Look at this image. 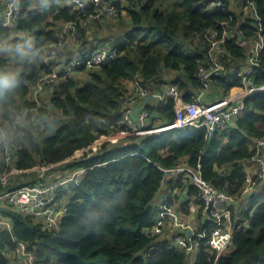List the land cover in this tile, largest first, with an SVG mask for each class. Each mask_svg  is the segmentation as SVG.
<instances>
[{"label":"trees","instance_id":"1","mask_svg":"<svg viewBox=\"0 0 264 264\" xmlns=\"http://www.w3.org/2000/svg\"><path fill=\"white\" fill-rule=\"evenodd\" d=\"M203 1L206 0H175L169 5L165 4L168 0L121 1L119 18L126 16L131 35L125 42L112 44L118 53L111 62L61 74L56 82L39 92L36 84L39 75L51 72V66L44 62L32 66L13 82L0 84V125H13L28 113L27 121L17 124L14 134L17 167L60 163L86 149L78 160L60 165L62 170L74 167L85 172L79 182L71 183L65 191V198L69 194L70 199L59 230L46 229L15 209L3 210L11 229H0V264H12L10 254L17 241L27 243L38 262L49 264L189 263L193 253L171 247V236L161 238L160 234L149 233L159 214L164 175L161 167L171 169L182 163L192 166L200 163L205 179L239 196L246 186L245 162L255 154V139L264 137V92L249 97L244 115L209 140L205 138L204 128L186 127L135 140L107 141L97 150L91 146L100 136L116 132L121 125L122 103L129 93L127 81L135 74L140 73L144 83L154 88L174 81L180 82L187 92L199 88L195 71L206 61L207 52L194 32L221 29V23L229 20L223 11H205ZM254 1L264 26V0ZM49 2L54 7L51 20H47V10L34 7L31 0H22L24 8L29 10L16 26L18 33H32L33 41L29 46L25 39L9 40L28 49L39 61L48 43L58 40L60 23L78 18L70 6L59 5L58 0ZM4 4L5 0H0V44L11 33L2 26ZM233 15L231 26L239 25L248 36L254 35V27L248 26L250 21L242 23L236 13ZM109 22L114 20L89 19L88 25L79 28V40L66 58L88 56L98 47V41L87 38L89 32L96 26L101 33L103 24ZM116 38L114 34L111 40ZM237 38L236 35L225 43L227 59L230 58L229 73L246 58ZM89 42L96 46H85ZM5 62L0 53V70ZM76 72L80 77L86 76L82 84ZM255 83L264 84V51ZM241 84V79L230 81L226 74H219L213 76L211 87L213 95L218 97L230 90L238 91ZM186 97L190 100L191 96ZM165 111L174 117L172 105L166 106ZM3 164L0 140V169ZM224 169L227 171L222 174ZM189 188V194L197 196L198 190L192 185ZM250 203L253 210L250 225L236 232L232 245L219 256L201 245L194 264H264V185L250 196ZM93 211L99 213L93 220L94 225H100L98 228H89L85 223ZM199 211L198 219L202 209ZM203 230L200 224L199 231Z\"/></svg>","mask_w":264,"mask_h":264},{"label":"built area","instance_id":"2","mask_svg":"<svg viewBox=\"0 0 264 264\" xmlns=\"http://www.w3.org/2000/svg\"><path fill=\"white\" fill-rule=\"evenodd\" d=\"M121 1L124 0H70L69 6L77 13L78 18L61 22L58 40L48 43L46 64L51 66V72H43L38 77L37 92L42 91L46 85L56 82L61 74L65 76L83 66L99 67L115 59L118 53L116 47L98 46L88 56L79 58L73 56L67 59L66 54L67 49L73 47L79 40V28L88 25L89 19L115 21L119 18L118 4ZM146 1L133 0L134 3ZM201 5L207 12L223 11L229 16V20L221 23V29L213 27L194 32L196 40L207 52L206 61L200 63L195 71V76L200 82L199 88L187 92L181 88V83L178 81L154 88L151 84L144 83L140 73L135 74L127 81L129 93L122 103L121 125L116 132L96 139L91 148L97 150L107 141L118 143L121 140H135L156 136L173 128L186 127L204 128L205 138L209 140L218 132L231 127L244 115L246 100L249 97L264 92V84L259 86L255 83L264 51V26L256 2L206 0ZM4 6L2 26L13 30L18 20L24 17L29 9L24 8L22 0H5ZM234 13L242 23L250 21L248 26L254 27V35L248 36L239 25L231 26ZM252 13L255 15L254 18L251 16ZM239 34H242V39H239ZM236 35L237 44L245 49L246 58L229 73L227 66L230 58L227 59L225 43ZM52 59L62 62L51 61ZM55 62L59 68L53 64ZM219 74H226L230 81L241 79L242 84L237 88L239 91L230 90L226 95L214 96L211 87L212 78ZM188 94L191 96L190 100L186 97ZM146 97L151 98L144 108H140ZM169 105H172L173 118L165 111V107ZM20 122L22 120L18 118V121L13 125L9 124L8 127L0 125V133L10 134L2 140L4 164L0 169V229H11V222L3 215V210L15 209L32 217L44 228L57 231L68 211L65 191L71 183L79 182L78 175L85 172L83 168L74 171L72 168L69 170L58 168L62 162H71L78 158L86 149L60 163L19 168L15 165L14 134L16 135L17 124ZM254 147L255 154L251 159L255 163V168L245 166L246 186L239 196L229 194L205 179L200 163L197 166L182 163L171 169L161 167L164 175L158 205L159 214L149 233L161 235L164 234L165 228L175 230L171 237L176 242V246L171 245V247L189 253H195L201 245H205L209 250L216 251L219 256L229 248L236 232L248 227L253 215L250 200L246 199L247 201L244 202L242 200L264 185V137L255 139ZM70 170L73 172L69 173ZM225 171L227 169H224L222 174ZM47 174H54L53 178L49 179L46 177ZM189 185L198 190L197 196L189 194ZM179 191H182L183 195H177ZM180 204L188 207L190 211L202 209L200 219L198 215L195 218L193 213L192 216H187ZM247 210L250 211L248 215ZM166 220L170 221L165 224ZM200 224L204 227L201 232ZM186 230H191L190 235L185 233ZM14 259H18L20 264H49L45 261L38 262L35 252L23 241H17L12 250L11 262Z\"/></svg>","mask_w":264,"mask_h":264},{"label":"rangeland","instance_id":"3","mask_svg":"<svg viewBox=\"0 0 264 264\" xmlns=\"http://www.w3.org/2000/svg\"><path fill=\"white\" fill-rule=\"evenodd\" d=\"M173 1H175V0H168V2H166L165 4L169 5V3L170 2L172 3ZM40 2H41V0H40ZM58 3H59V5H63V6L69 5L70 0H58ZM158 6H159V4H158ZM44 9L47 10V14H48L47 20H51V18L53 16V11H54L53 3L49 2V0H47L45 5H44ZM251 16L253 18L255 17V15L253 13ZM128 25H130V23H129L128 19H126V16L120 17V18H117L114 22H109L108 24H103L104 27L102 28L101 33L99 30H97V28L95 26V28H93L91 31L90 37H92L94 41H98L97 44H99V47L109 48V47L113 46L114 45L113 43H115V42L116 43L125 42L129 39V36L131 35V26H128ZM15 28L16 29L11 30L9 38L0 44V53L6 59V62L4 63V65L2 66V68L0 70V74L1 73L10 74L12 78H11V81L9 83H11L14 80L24 76L27 72H29V70L32 66H34L36 64L40 65L42 62H44V63L47 62L46 48H45V52L43 54L42 61L41 60L39 61L38 60L39 58L36 57V55L33 54L32 52H30L28 49L22 48V50L24 51L25 54H21V52L17 51L18 43L17 42L10 43L9 40H12V39H15L18 37L20 39H25L27 41L28 45L30 46L32 44L33 37H32V33L28 32V31H24L23 33H18L17 26ZM114 34H116L117 38L115 40H111L112 35H114ZM87 38H88V36H87ZM68 51L70 52L69 49H67V53H68ZM55 60L56 59H52L51 61H55ZM55 67H58V65H56ZM76 75H79V77L81 76V74L79 72H76ZM76 78L80 81L81 84L86 80L85 75H83L80 78H78V77H76ZM127 87H128V85H127ZM44 106L47 107V105H44ZM33 112L35 113V110ZM27 114L28 113H25V115L20 117V119L23 122L27 121L26 120L28 118ZM34 116H35V114H34ZM0 118H1V115H0ZM81 155H82V153H80L79 157L73 161L78 160L81 157ZM245 164L249 168H254L255 163L249 159L245 162ZM71 168L73 171L75 170L74 167H71ZM58 169H61V167ZM73 171L70 170L69 173H71ZM41 174H43V173H41ZM53 175L54 174H47L46 177H48L49 179H52ZM78 176L81 179V178H83L84 174L78 175ZM181 192L182 191H179L177 193V195H181ZM179 198H181V197H179ZM67 199L68 200L70 199L69 194L67 195ZM181 206H183L184 213L187 216L188 215L192 216L191 213H193L195 218H197L198 210L197 211L192 210V211H194V212H192L185 205H181ZM168 221H170V220H166L165 224L168 223ZM196 222H198V221H196ZM174 233H175V230L165 228L164 234L160 235V236H161V238H167L169 236H172ZM170 241H171L172 245L176 246V242L172 238L170 239ZM196 253L197 252L190 255V259H189L188 264H194V259L196 257ZM103 264H105V263H103Z\"/></svg>","mask_w":264,"mask_h":264},{"label":"clouds","instance_id":"4","mask_svg":"<svg viewBox=\"0 0 264 264\" xmlns=\"http://www.w3.org/2000/svg\"><path fill=\"white\" fill-rule=\"evenodd\" d=\"M17 51L21 52V54H25L24 51L22 50V47L17 45ZM11 75L4 73V74H0V84H7L11 81ZM6 135H10V134H6V133H0V140L5 139ZM99 213L93 211L91 213H89V219L85 221L87 227L91 228V227H99V224H93V220L98 217Z\"/></svg>","mask_w":264,"mask_h":264},{"label":"crops","instance_id":"5","mask_svg":"<svg viewBox=\"0 0 264 264\" xmlns=\"http://www.w3.org/2000/svg\"><path fill=\"white\" fill-rule=\"evenodd\" d=\"M32 1V5H34V7H39V9H41V10H44V11H46L45 9H44V5H45V3H46V1L47 0H41V2H40V0H31ZM69 6V5H68ZM90 34H91V32H89V34H88V38L90 39V40H92L93 38L92 37H90ZM90 43V42H89ZM85 43V46H87V47H91V48H93L94 46H96V44H92V43ZM89 44V45H88ZM97 46H99V44H97ZM263 156H264V150H263ZM250 160H252V159H250ZM253 161V160H252ZM254 162V161H253ZM225 168H227V169H230L229 167H225ZM255 168V167H254ZM84 174V173H83ZM250 196L251 195H249L248 194V197L247 198H244L243 200H242V202H244V201H247V200H250ZM247 199V200H246ZM176 205H178V203L176 204ZM199 211V210H198ZM11 254H12V252H11ZM11 254H10V257H11ZM12 264H20V261L18 260V259H14V261L13 262H11Z\"/></svg>","mask_w":264,"mask_h":264},{"label":"water","instance_id":"6","mask_svg":"<svg viewBox=\"0 0 264 264\" xmlns=\"http://www.w3.org/2000/svg\"><path fill=\"white\" fill-rule=\"evenodd\" d=\"M242 38H243L242 34H239V39H242ZM150 98H151V97H146V98L144 99L143 105H142L140 108H144V107L147 105L148 100H149ZM137 110H138V109H137ZM185 233H186L187 235H190L191 230H186Z\"/></svg>","mask_w":264,"mask_h":264},{"label":"bare ground","instance_id":"7","mask_svg":"<svg viewBox=\"0 0 264 264\" xmlns=\"http://www.w3.org/2000/svg\"><path fill=\"white\" fill-rule=\"evenodd\" d=\"M239 91V90H238ZM238 91H235V92H238Z\"/></svg>","mask_w":264,"mask_h":264}]
</instances>
